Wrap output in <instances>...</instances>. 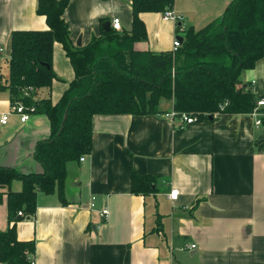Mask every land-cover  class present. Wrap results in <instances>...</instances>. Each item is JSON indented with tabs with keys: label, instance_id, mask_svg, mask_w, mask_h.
I'll return each instance as SVG.
<instances>
[{
	"label": "crops",
	"instance_id": "0c3cea01",
	"mask_svg": "<svg viewBox=\"0 0 264 264\" xmlns=\"http://www.w3.org/2000/svg\"><path fill=\"white\" fill-rule=\"evenodd\" d=\"M38 1L0 0V45L6 49L1 59L8 70L13 31L49 28ZM193 1L175 0L173 7L188 28L219 18L232 0H213L200 19ZM115 17L123 31L130 30L132 0H70L64 14L73 44L81 37L82 46L101 34L102 19ZM141 17L148 37L136 48L172 51L176 24L163 20L161 12ZM53 67L57 103L75 78L59 42ZM241 80L264 98V57L243 70ZM12 105L9 91H0V117ZM173 107V100L163 99L158 114L94 117L91 153L68 165L66 203L58 191H40L34 216L16 223L19 239L36 243L34 264H264V125L257 127L250 114L229 113L182 125L166 116ZM50 133L45 114L21 122L11 113L7 124L0 122V165L42 171L34 148ZM132 172L154 177L156 190L133 193ZM12 189L21 190L22 182H13ZM172 189L179 191L178 199L169 198ZM104 207L107 218L101 215ZM8 227L5 196L0 230Z\"/></svg>",
	"mask_w": 264,
	"mask_h": 264
},
{
	"label": "trees",
	"instance_id": "16d2710c",
	"mask_svg": "<svg viewBox=\"0 0 264 264\" xmlns=\"http://www.w3.org/2000/svg\"><path fill=\"white\" fill-rule=\"evenodd\" d=\"M69 3L38 1L37 11L49 28L13 31L7 77L0 54V91H9L13 103H23L31 114H45L51 123L50 135L34 148L42 171L23 173L0 165V203L6 196L9 214V227L0 230V263H35V241L17 234L18 211L34 216L40 191H58L66 203L68 165L91 153L95 116L158 114L161 101L171 99L176 111L211 120L217 113L250 114L258 100L252 83L242 84L241 73L264 57V0H232L219 18L183 29L180 47L166 52L135 45L148 37L141 14L163 13L175 0H132L131 29L107 31L102 19L101 34L86 46L72 42L64 18ZM56 42L70 58L75 78L54 103ZM15 180L22 182L21 190L12 189ZM153 185L154 177L132 172L133 193L148 194L156 190Z\"/></svg>",
	"mask_w": 264,
	"mask_h": 264
},
{
	"label": "built area",
	"instance_id": "2783aa9c",
	"mask_svg": "<svg viewBox=\"0 0 264 264\" xmlns=\"http://www.w3.org/2000/svg\"><path fill=\"white\" fill-rule=\"evenodd\" d=\"M162 18L165 21H172L174 24H176V28H177L183 22L184 15L176 12L174 8H170L162 13ZM111 27L117 31L122 30L123 26H122L121 19L119 17H115L111 21ZM177 32L178 34H180L181 32L183 33V27L181 26L180 30H177ZM178 37L179 35L175 37L174 42H173L174 51H176L182 43V41ZM5 50H6L5 47L0 45V54H3ZM31 112L32 111H29V109L23 103L16 102V103H13L11 111L9 113H4L0 117V122L2 124H7L9 121V115L11 113L18 115L20 117L21 122H26L32 116ZM250 115L254 117V123L257 127H261L264 125V98H260L257 100L256 106L254 110L250 113ZM166 116L172 119H175V118L179 119L182 125L191 124L196 121H199L198 116L189 114L187 112H178L174 108L171 111L167 112ZM84 160H85V155H83L80 158V161H84ZM178 197H179V191L177 189H172L171 192L169 193V198H171L172 200H175V199H178ZM91 206H94L93 202L91 203ZM18 215L25 216L26 214L24 213V211L19 210ZM101 215L104 216L105 218L109 216L108 207H104L102 209ZM194 248H196L195 243L190 245V249H194ZM0 264H4V263H0Z\"/></svg>",
	"mask_w": 264,
	"mask_h": 264
},
{
	"label": "rangeland",
	"instance_id": "374dc122",
	"mask_svg": "<svg viewBox=\"0 0 264 264\" xmlns=\"http://www.w3.org/2000/svg\"><path fill=\"white\" fill-rule=\"evenodd\" d=\"M182 1H183L184 4H188V0H182ZM192 4H193V8L195 9V11L198 12V13H194V15L197 16L198 19H200L202 13L205 12V10H202V9L203 8H206L207 9L209 7V5H212L213 4V0H194ZM187 26H190V24H188L187 20L185 19V22L183 24V29L184 28L186 29ZM197 26H198L197 28H201V26H203V25H197ZM177 35L183 36V33L182 32L180 34L177 33ZM2 71L5 74V76L7 77L8 74H9V70H8L7 62H6L5 59L3 60V68H2ZM167 100H169V99H167ZM16 181H19V183H21L20 180H16ZM16 181H14V182H16Z\"/></svg>",
	"mask_w": 264,
	"mask_h": 264
},
{
	"label": "water",
	"instance_id": "95a60500",
	"mask_svg": "<svg viewBox=\"0 0 264 264\" xmlns=\"http://www.w3.org/2000/svg\"><path fill=\"white\" fill-rule=\"evenodd\" d=\"M103 26H104V29L105 30H107V31H110L111 30V22L110 21H106ZM178 38L181 41H183V39H184L183 36H179ZM81 40H82L81 37H79V39L77 41V45L78 46H81L82 45V41ZM65 119H66V115H65ZM263 140H264V135L261 137V141H263ZM153 186L155 187L156 185H153Z\"/></svg>",
	"mask_w": 264,
	"mask_h": 264
}]
</instances>
